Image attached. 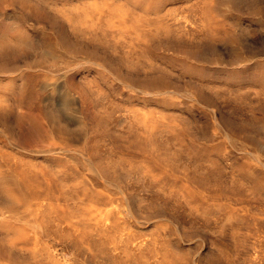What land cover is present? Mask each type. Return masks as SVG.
<instances>
[{
    "label": "rangeland",
    "instance_id": "374dc122",
    "mask_svg": "<svg viewBox=\"0 0 264 264\" xmlns=\"http://www.w3.org/2000/svg\"><path fill=\"white\" fill-rule=\"evenodd\" d=\"M0 264H264V0H0Z\"/></svg>",
    "mask_w": 264,
    "mask_h": 264
},
{
    "label": "bare ground",
    "instance_id": "6f19581e",
    "mask_svg": "<svg viewBox=\"0 0 264 264\" xmlns=\"http://www.w3.org/2000/svg\"><path fill=\"white\" fill-rule=\"evenodd\" d=\"M8 193V192H7Z\"/></svg>",
    "mask_w": 264,
    "mask_h": 264
}]
</instances>
